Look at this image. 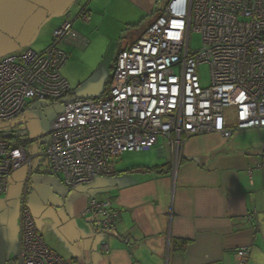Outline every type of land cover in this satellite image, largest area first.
<instances>
[{
	"label": "built area",
	"instance_id": "1",
	"mask_svg": "<svg viewBox=\"0 0 264 264\" xmlns=\"http://www.w3.org/2000/svg\"><path fill=\"white\" fill-rule=\"evenodd\" d=\"M77 16L88 20L85 12ZM192 30L201 37L196 51L189 49ZM76 37L72 21L65 19L45 49L0 57V121L19 116L26 99L66 95L69 84L60 69L67 54L58 44ZM203 63L209 66L204 86ZM108 89L106 99L64 102L50 123L41 155L69 189L115 173L116 157L149 149L159 136L176 164L191 136L228 137L235 130L264 128V0H169L146 34L119 51ZM9 133H0V195L10 173L22 165L30 169L36 155L9 142ZM25 191L26 185L20 199V264H69L37 231ZM82 213L97 215L99 226L117 235L118 211L110 200L90 198ZM248 256L247 247L239 248L235 264H247Z\"/></svg>",
	"mask_w": 264,
	"mask_h": 264
},
{
	"label": "crops",
	"instance_id": "2",
	"mask_svg": "<svg viewBox=\"0 0 264 264\" xmlns=\"http://www.w3.org/2000/svg\"><path fill=\"white\" fill-rule=\"evenodd\" d=\"M168 2L0 0V32H11L25 12L22 6L33 3L46 12L30 37L41 51L52 32L71 20L76 39L58 45L68 54L61 74L74 85L80 80L71 70L76 56L81 59L95 46L111 47L115 53L128 48L146 34ZM80 12L88 15L87 21L77 16ZM146 150L138 156L121 154L114 159L115 173L95 176L74 189L59 176L50 177L56 193L47 209L41 205L38 219L33 218L45 244L69 264H235L236 251L244 246L247 264H264V128L235 130L228 137L219 132L191 136L176 164L165 144L157 141ZM2 195L0 214L7 209ZM90 198L111 201L118 211L113 223L117 235L101 228L97 215L82 213ZM19 214L9 228L0 215V231L17 235V254ZM16 253L3 255L0 264H20Z\"/></svg>",
	"mask_w": 264,
	"mask_h": 264
},
{
	"label": "rangeland",
	"instance_id": "3",
	"mask_svg": "<svg viewBox=\"0 0 264 264\" xmlns=\"http://www.w3.org/2000/svg\"><path fill=\"white\" fill-rule=\"evenodd\" d=\"M31 4L34 7L29 5L22 6V9L25 12L21 14L23 16L19 19V22L11 25L12 28H14L11 32L8 29V33L0 32V57L18 50H6L5 48L12 49V47L20 44H29V47L32 50L38 51V49L35 48L34 43L30 42V37L37 28L36 23L44 18L46 12L45 10L36 7L33 3ZM15 16H17V14H15ZM2 24L6 28L11 27L9 24L7 25V21H3ZM41 32H43V28ZM200 47V34L192 30L189 37V49L191 51H196ZM20 49L21 48H19V50ZM91 50L93 51L89 53ZM91 50L83 53L81 55V59H79L78 56L74 59L75 63L73 64V67H71V70L76 72L75 74L79 76L80 80H78L74 85H69L71 86L69 94L56 100L26 99V105L23 112H21L19 116L9 121H0V133L5 134L6 132H13L17 137L14 143L18 140L23 141L31 139L32 142L28 147V151H30V153H36L32 160L29 172L28 165H22L12 171L8 176L7 194L4 193L1 198V200H7V209L0 214L3 217L5 216V221L7 220L8 223V226H6L7 228H9V226H13L17 220L13 217H17L19 214L20 198L25 185L26 206L29 208L34 219H38V212H40L39 210L41 209V205L43 204L45 209H47V207H49L48 199L53 193H56V189L50 181V177L56 175L49 173V171H42L44 169H48V166L46 158L44 155H41V152L43 151L49 138L50 123L62 110L63 103L80 97L106 99L109 96V80L119 50L115 53L113 52V49L108 46H102L99 48L95 46V48ZM64 70H66V67L63 66L61 71L64 73ZM199 74L202 85H208V64L203 63L200 65ZM158 143L165 144L163 137L159 136ZM146 151H128L124 154L126 156H138L142 155ZM54 201H56V198L53 199V202ZM41 212L43 213L44 211ZM17 247L18 239L16 234L12 235V232L9 234L5 231V229L0 231V262L4 259L1 257H5L3 255H7V253H12L14 256L16 253L15 251H17Z\"/></svg>",
	"mask_w": 264,
	"mask_h": 264
},
{
	"label": "trees",
	"instance_id": "4",
	"mask_svg": "<svg viewBox=\"0 0 264 264\" xmlns=\"http://www.w3.org/2000/svg\"><path fill=\"white\" fill-rule=\"evenodd\" d=\"M79 14V13H78ZM77 14V15H78ZM63 50V49H62ZM64 51V50H63ZM66 54H67V52L66 51H64ZM67 59H68V54H67ZM67 59H66V61H67ZM65 61V62H66ZM65 64V63H64ZM63 64V65H64ZM63 67V66H62ZM62 67H61V69H62ZM61 69H60V73H61ZM62 75V74H61ZM63 77V76H62ZM64 78V77H63ZM67 81V80H66ZM68 82V81H67ZM69 84V83H68ZM70 86H69V90H68V92L66 93V95L67 94H69L70 93ZM65 95V96H66ZM64 97V96H63ZM60 98H62V97H60ZM59 98V99H60ZM80 98H84V97H80ZM75 99H78V98H75ZM72 100H74V99H72ZM71 101V100H70ZM66 102V101H65ZM23 112V111H22ZM7 133V132H6ZM7 139H8V141L10 142H15V140L17 139V137L14 135V133L13 132H11V133H9L7 136H5ZM32 142V140L31 139H27V140H18V141H16V143L17 144H19V145H21V146H24L27 150H28V147L30 146V143ZM31 169V168H30ZM30 171V170H29ZM51 173V172H50ZM4 194V193H3Z\"/></svg>",
	"mask_w": 264,
	"mask_h": 264
},
{
	"label": "clouds",
	"instance_id": "5",
	"mask_svg": "<svg viewBox=\"0 0 264 264\" xmlns=\"http://www.w3.org/2000/svg\"><path fill=\"white\" fill-rule=\"evenodd\" d=\"M30 170V169H29ZM7 191V190H6Z\"/></svg>",
	"mask_w": 264,
	"mask_h": 264
}]
</instances>
